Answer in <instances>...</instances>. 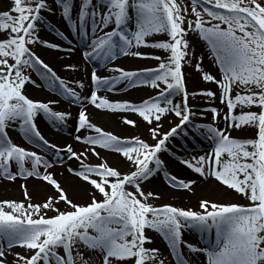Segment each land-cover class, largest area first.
Returning a JSON list of instances; mask_svg holds the SVG:
<instances>
[{"label":"snow or ice","instance_id":"6c2138e0","mask_svg":"<svg viewBox=\"0 0 264 264\" xmlns=\"http://www.w3.org/2000/svg\"><path fill=\"white\" fill-rule=\"evenodd\" d=\"M74 6L75 0H11L0 11V180L35 179L43 182L38 193L44 185L53 190L33 203L21 183L22 201L0 200V264H166L159 248L148 247L154 243L149 232L164 240L175 264H189L185 248L190 256L202 255V264H264V0H190L188 6L185 0H80L75 17ZM56 9L65 30L48 18L57 16ZM190 34L205 42L215 75L204 70L203 57L193 64ZM160 35L166 39H155ZM38 49L54 59L66 54L59 60H72L78 52L93 70L77 79L81 64L62 63L67 75H58ZM122 57L157 63L126 69L115 63ZM186 67L215 89L190 93ZM32 73L59 99L30 98ZM120 85L155 94L139 102L100 95H115ZM190 97L206 106L197 111ZM89 107L118 114L119 123L137 134L105 131L92 122ZM209 113L211 123L194 122ZM39 116L58 130L74 120L73 140L84 149L51 143L38 127ZM17 127L44 155L12 141L8 130ZM189 128L209 142L208 149L178 161L171 153L169 164L178 162L247 203L200 199L199 210L155 203L161 196L146 189L158 174L174 190L192 192L197 184L166 171L161 159L172 139L189 137ZM233 131L248 135L233 137ZM89 154L99 163L86 162ZM71 160L79 166L67 172L82 182V203L49 171ZM189 230L204 238L203 246L184 239Z\"/></svg>","mask_w":264,"mask_h":264},{"label":"bare ground","instance_id":"6f19581e","mask_svg":"<svg viewBox=\"0 0 264 264\" xmlns=\"http://www.w3.org/2000/svg\"><path fill=\"white\" fill-rule=\"evenodd\" d=\"M11 0H0V11L8 10V7L10 5ZM79 2L80 0H75V6L73 8V16L75 17L77 11L79 10ZM55 7V5H53ZM57 16L55 17H48L52 23L57 26L60 30H65V26L63 25L60 17H59V9H56ZM67 34V33H66ZM41 36L43 38L47 39H53L52 36L47 35L45 36L44 32H41ZM162 35L157 36L155 39L160 40ZM188 39L192 43V49L195 54V56L201 55L204 59L210 58L208 55V49L204 45V43L199 39V37L196 34H190ZM141 52L150 51L147 49H140ZM206 53V57L204 55ZM37 54L41 56L42 59L45 60L46 63H49L50 66H52L58 73V75L65 76L67 75L60 69V64L62 63H80L81 64V71L77 74H74V78H85L87 79V72H91L93 70V65H84L80 61L79 53L73 54L72 60H59V56L66 55L64 53H57L55 55V59L50 56L47 52H42L39 49L37 50ZM163 55V53H157ZM212 61V59L210 58ZM116 65H119L121 67H124L126 69H143L147 67H154L156 66V61L154 60H143V59H135L131 57H122L119 60H117ZM207 66V65H204ZM87 70V72L85 71ZM99 75H110L104 70H100L98 72ZM37 76L36 73L32 74V78L35 79ZM120 91L118 93L120 94H111V93H105L101 92V96H107L110 100H122L124 97H128L130 101L139 102L141 99L147 98L150 95H154V90L150 88H134L130 90H123L124 86L120 85L118 86ZM122 92V93H121ZM27 94L30 96V98L34 100H48V99H59L58 97L51 94L46 86L43 85V82L38 77V80L36 82V86L29 85L27 86ZM218 104L219 102L216 101ZM190 104H195L194 102H190ZM63 108H67L66 102H63L62 104ZM61 105H56V110H61ZM71 111L73 113V116H75L77 112L76 107H72ZM88 111L91 114V119L94 124L97 126L103 128L105 131L113 132L114 134H117L122 137H131L133 135H136L137 132L135 129H132L130 127L123 126L119 123V115L118 114H110V113H101L97 110L89 107ZM135 118V117H132ZM211 122V121H209ZM37 124L39 129L41 130L42 134L45 136L46 139H48L51 143H54L58 146H64L65 143H72L74 148L77 150H83L85 146L77 144L73 140V125L74 120H70L67 122V126L63 127L62 129H59V132L67 133L68 135H59L55 134L54 130L57 129L52 123L49 122L47 124V120L43 116H39L37 118ZM222 126V125H221ZM142 134L145 138H147L146 132L143 131L142 126ZM17 132L20 133L19 128H10L8 130V135L11 137L12 141L18 145L24 146L22 142H24L23 137L20 138L17 135ZM85 133H81V135H84ZM233 137H244L246 136V133H241L237 131L232 132ZM208 143L205 141L202 137H199L197 135L193 136V139H189L187 143H182L179 145L172 144L169 149V153H162L161 159L165 161V163L168 165L166 168V171L170 172L172 175L177 176L179 179L184 180H191L195 179L197 180V184L194 185V190L192 192L189 191H178L170 188L165 183V177L161 174H158L154 176L148 185V188L146 190H152L154 192H157L161 198H176L175 200L180 201L181 203L188 204H197L200 199H210L217 203H236L240 199H238L235 195H225L221 191H218L216 188L217 182H215L212 179L204 180L203 178L198 177L197 175L193 174L190 170L184 168V166L180 165L178 162L174 164H169V161L173 159V156L171 153H175V156L177 158V161L179 158H184L188 154L192 155H199L203 154V150L208 149ZM25 147V146H24ZM174 147V148H173ZM173 148V149H172ZM187 150V151H186ZM101 151V155H106V153L103 150ZM91 164L99 163L98 160H96L94 157L89 154L88 161H86ZM115 163V161H112ZM78 162L75 160L66 161L63 166H57L53 169H49L50 172L55 173V178L61 183V185L67 190L69 197L73 199L74 201H81L84 199L83 196L80 195V188L82 185V182L79 181V179L70 173L67 172L68 167L77 168ZM21 183H26L29 193L33 196V203H37L43 200L44 193H51L53 190L50 188V186L44 185L43 188H41L40 192L38 193L36 191L37 187L40 186L43 182L35 180V179H29L27 181H22L20 179L16 180L15 182H6L4 180H0V200H17L22 201L23 200V194L22 190L20 188ZM199 196V197H198ZM199 198V199H198ZM198 199V200H195ZM149 235L152 237L154 243L151 245H148V247H154L159 248L164 255L167 257L166 264H173L172 260L170 259V256L167 255L168 249L166 244H162L161 237L154 233L149 232ZM194 237L196 240H198L197 246H203L204 245V238L200 236L199 233L195 231H186L184 233V239ZM189 264H191V261L195 260V264H202L204 257L202 255H195L190 256L189 253H187V257H185Z\"/></svg>","mask_w":264,"mask_h":264},{"label":"rangeland","instance_id":"374dc122","mask_svg":"<svg viewBox=\"0 0 264 264\" xmlns=\"http://www.w3.org/2000/svg\"><path fill=\"white\" fill-rule=\"evenodd\" d=\"M190 4V0H185V6H188ZM47 16V14H45ZM50 36H52L51 34H49ZM53 37V36H52ZM166 39V36L162 35L161 39L160 40H164ZM205 45V42L202 41ZM205 57H206V53H204ZM209 55V54H208ZM202 57L201 55H198V56H195V58L193 59V64H195L196 62H198L199 58ZM211 58V57H210ZM210 58H203V68L205 71H209L211 72L212 74H216L217 73V68L213 65L212 61L210 60ZM91 65V64H90ZM204 65H207V66H204ZM184 71L186 72L187 74V86H188V90L189 92L191 93L193 90H196V89H215V86L214 85H211V84H207V83H204L202 81L199 80V76H200V73H197L194 69V67H186L184 69ZM33 74V73H32ZM110 74V73H108ZM39 77V76H38ZM38 77H36L34 80L37 82L38 80ZM155 94V90L153 92ZM52 94V93H51ZM55 96V95H54ZM109 98V97H108ZM122 100H130L128 97H124ZM195 102L196 105H198L197 109L198 110H201L203 109L206 105L204 103V101L202 99H196V100H193ZM253 110H256V109H253ZM169 119L173 120L175 123H178V121L174 118V117H169ZM211 121L212 122V118H211V114L209 113L208 114V117L205 119V121ZM47 124H49V121H47ZM169 127L168 123L165 122V129L164 130H167V128ZM189 130H191L189 128ZM54 133L55 134H59V135H68L67 133H62V132H59L58 129H55L54 130ZM17 135L18 137L22 138V135L17 132ZM248 134L246 133V136ZM193 138L192 135H189L188 138ZM187 138V139H188ZM183 141H186V139L178 136L174 139L171 140L170 143H176V144H180V142H183ZM149 142H152V141H149ZM170 143L168 145V147L170 146ZM22 144L26 147V148H29L30 150H35L37 151L39 154L41 155H44V153L42 152V150H39V149H35L32 145H29L28 143H25L22 142ZM46 158L48 159H52V156L51 155H48ZM199 197V196H198ZM176 199V198H175ZM174 198H161L160 200L156 201L155 203L158 204V205H163V204H172L174 206H177V207H183V208H192L194 210H199L198 209V205L197 204H190L189 206H187L186 204L184 203H181L180 201H177L175 200ZM199 199V198H198ZM198 199H195V200H198ZM206 199V198H204ZM77 203H82L84 202V199H82L81 201H75ZM236 203H241V204H245L247 203V201L245 200H239L238 202ZM186 241H188L189 243H193V244H196L198 245V240H196L194 237H189L188 239H185ZM161 241H162V244H165L164 240L161 238ZM167 249V248H166ZM184 256L187 257V253H188V250L185 248L184 250ZM171 260L173 262H175L172 257H171ZM175 264V263H173Z\"/></svg>","mask_w":264,"mask_h":264}]
</instances>
